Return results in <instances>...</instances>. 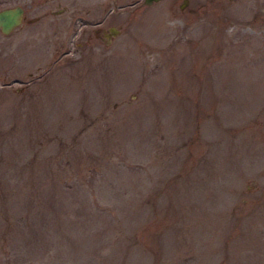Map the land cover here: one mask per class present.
I'll list each match as a JSON object with an SVG mask.
<instances>
[{"label":"rangeland","instance_id":"obj_1","mask_svg":"<svg viewBox=\"0 0 264 264\" xmlns=\"http://www.w3.org/2000/svg\"><path fill=\"white\" fill-rule=\"evenodd\" d=\"M180 4L0 34V264H264V0Z\"/></svg>","mask_w":264,"mask_h":264},{"label":"flooded vegetation","instance_id":"obj_2","mask_svg":"<svg viewBox=\"0 0 264 264\" xmlns=\"http://www.w3.org/2000/svg\"><path fill=\"white\" fill-rule=\"evenodd\" d=\"M158 1H153L151 4ZM142 4H144V6L151 5L145 4L144 0H142ZM185 4L186 0H181V4L178 6L179 9H182ZM59 6L60 0H0V11L4 9L20 10V22L16 27H19L22 23H39L45 19L52 21L53 17L58 15ZM16 27L7 34H4L1 31L0 34L9 35ZM110 32L113 33L112 30Z\"/></svg>","mask_w":264,"mask_h":264},{"label":"water","instance_id":"obj_3","mask_svg":"<svg viewBox=\"0 0 264 264\" xmlns=\"http://www.w3.org/2000/svg\"><path fill=\"white\" fill-rule=\"evenodd\" d=\"M158 0H144L145 4H151ZM20 22L19 9H4L0 11V31L4 34L10 32L14 27L18 26Z\"/></svg>","mask_w":264,"mask_h":264}]
</instances>
